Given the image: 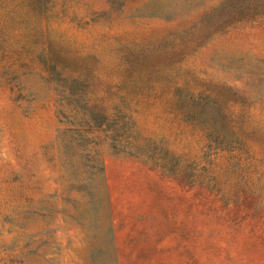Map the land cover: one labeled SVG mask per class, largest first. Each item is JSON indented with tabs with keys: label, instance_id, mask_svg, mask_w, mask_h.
<instances>
[{
	"label": "rangeland",
	"instance_id": "obj_1",
	"mask_svg": "<svg viewBox=\"0 0 264 264\" xmlns=\"http://www.w3.org/2000/svg\"><path fill=\"white\" fill-rule=\"evenodd\" d=\"M0 264H264V0H0Z\"/></svg>",
	"mask_w": 264,
	"mask_h": 264
},
{
	"label": "trees",
	"instance_id": "obj_2",
	"mask_svg": "<svg viewBox=\"0 0 264 264\" xmlns=\"http://www.w3.org/2000/svg\"><path fill=\"white\" fill-rule=\"evenodd\" d=\"M77 81L72 79L71 83H76ZM73 92V91H72ZM102 125L101 122H98L95 126L97 128H99ZM120 129L119 128H114L112 129V132H114L113 136L115 135L116 132H118ZM118 137H120L118 134L116 135ZM159 162L163 165H166L168 163V159H167V152H162V155H160V157H158Z\"/></svg>",
	"mask_w": 264,
	"mask_h": 264
}]
</instances>
